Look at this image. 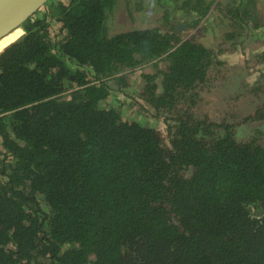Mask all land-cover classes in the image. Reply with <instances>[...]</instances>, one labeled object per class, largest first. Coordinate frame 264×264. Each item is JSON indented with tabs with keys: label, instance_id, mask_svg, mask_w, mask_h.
<instances>
[{
	"label": "trees",
	"instance_id": "trees-1",
	"mask_svg": "<svg viewBox=\"0 0 264 264\" xmlns=\"http://www.w3.org/2000/svg\"><path fill=\"white\" fill-rule=\"evenodd\" d=\"M129 1L49 0L0 40V264H264V131L236 139L264 102L228 96L216 121L204 103L236 42L184 39L168 13L114 32ZM217 5L227 41L262 29L255 0Z\"/></svg>",
	"mask_w": 264,
	"mask_h": 264
},
{
	"label": "rangeland",
	"instance_id": "rangeland-1",
	"mask_svg": "<svg viewBox=\"0 0 264 264\" xmlns=\"http://www.w3.org/2000/svg\"><path fill=\"white\" fill-rule=\"evenodd\" d=\"M137 1L141 2L142 7L140 9H135L136 7L132 9L133 3L129 1L127 8H123V13L118 14L120 18L111 19L112 27H116L114 32L145 29L151 28V26L164 31L165 28L161 27L159 22L163 15L168 13L172 14L173 25L184 24L187 26L188 29L182 30L183 34L181 33L184 39L196 38L205 46L214 47L221 45L224 49H227L232 42H236L233 52L225 53L219 58L225 63V67L222 69L224 74L220 75L222 77L221 80L216 86L213 84L214 88L204 96L206 110L214 121L230 111V107H226V105L231 104V102L224 101L228 96H245V100L248 103L254 102V98L261 103L264 102V63H257L264 56V0H255L257 4L255 7H257L258 11L253 14L256 15L257 22H259L262 29H258L259 32L258 30L255 32L249 30L246 35H240L237 38L238 40L235 41H227L225 39L227 33H231L232 28L237 31V26L229 24L225 14L218 12V0L205 18L198 19L195 16L193 21L187 19V16L181 18L180 14H173V7L182 5L186 0H177L175 3H173L175 0H134V2ZM230 1L226 4L228 5ZM136 11L141 12L135 13ZM194 22H198V24L194 25ZM208 25L217 30L215 32L207 30ZM259 85V90L251 92L252 89H257ZM141 88V79H136L134 89L129 93L126 92L125 95L127 97H136ZM126 115L130 116L131 113L127 112ZM147 123L154 127L160 126V121L156 119H149ZM260 131H264V121L247 123L241 125L236 131V139L249 140ZM261 140L264 141V137Z\"/></svg>",
	"mask_w": 264,
	"mask_h": 264
},
{
	"label": "water",
	"instance_id": "water-1",
	"mask_svg": "<svg viewBox=\"0 0 264 264\" xmlns=\"http://www.w3.org/2000/svg\"><path fill=\"white\" fill-rule=\"evenodd\" d=\"M49 0H0V39L21 28ZM229 0H224L226 4ZM184 24L175 26L176 32L186 29Z\"/></svg>",
	"mask_w": 264,
	"mask_h": 264
},
{
	"label": "flooded vegetation",
	"instance_id": "flooded-vegetation-1",
	"mask_svg": "<svg viewBox=\"0 0 264 264\" xmlns=\"http://www.w3.org/2000/svg\"><path fill=\"white\" fill-rule=\"evenodd\" d=\"M223 1H224V0H223ZM223 1H222V4H223L224 6H227V4H224ZM143 6H145V5L143 4ZM256 6H257V4H256ZM257 10H258V9H257ZM180 17H181V18L183 17V14H182V13L180 14ZM188 17H195V15H188L187 18H188ZM196 17H197V16H196ZM175 26H176V25H175Z\"/></svg>",
	"mask_w": 264,
	"mask_h": 264
},
{
	"label": "crops",
	"instance_id": "crops-1",
	"mask_svg": "<svg viewBox=\"0 0 264 264\" xmlns=\"http://www.w3.org/2000/svg\"><path fill=\"white\" fill-rule=\"evenodd\" d=\"M229 1H230V0H229ZM173 14L175 15L176 13L174 12ZM183 16H188V15L183 14ZM187 19H190V20H192V21L195 20L194 17H188Z\"/></svg>",
	"mask_w": 264,
	"mask_h": 264
},
{
	"label": "bare ground",
	"instance_id": "bare-ground-1",
	"mask_svg": "<svg viewBox=\"0 0 264 264\" xmlns=\"http://www.w3.org/2000/svg\"><path fill=\"white\" fill-rule=\"evenodd\" d=\"M8 36V35H7ZM6 37V36H5ZM4 38V37H3ZM1 40V39H0Z\"/></svg>",
	"mask_w": 264,
	"mask_h": 264
}]
</instances>
